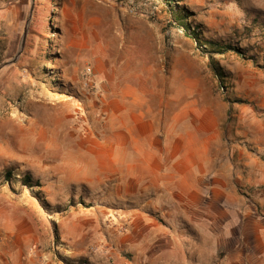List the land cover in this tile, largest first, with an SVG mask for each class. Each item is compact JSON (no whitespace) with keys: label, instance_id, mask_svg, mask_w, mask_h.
<instances>
[{"label":"rangeland","instance_id":"374dc122","mask_svg":"<svg viewBox=\"0 0 264 264\" xmlns=\"http://www.w3.org/2000/svg\"><path fill=\"white\" fill-rule=\"evenodd\" d=\"M2 64L0 264H264V0H0Z\"/></svg>","mask_w":264,"mask_h":264},{"label":"crops","instance_id":"0c3cea01","mask_svg":"<svg viewBox=\"0 0 264 264\" xmlns=\"http://www.w3.org/2000/svg\"><path fill=\"white\" fill-rule=\"evenodd\" d=\"M158 143H156V146ZM159 149V148H156ZM168 148H166L167 150ZM102 152V151H101ZM113 153L112 149L109 147V152L108 150L104 149L103 153L107 154V153ZM100 153V152H99ZM172 154H177L176 150L173 149L171 151ZM158 154V153H156ZM161 160H158L159 162L162 161V158H160ZM178 162H181V160H178ZM156 164L157 160H156ZM178 168L175 169H170V168H162L159 165H156V187H163V186H174L177 188H182V187H188L191 188L190 192L191 194H189L190 196L193 197V192L192 190L195 189V191H197L198 195L196 196L197 198H192L191 201L192 202H201V198H202V194L203 191L199 190V188H203L204 186H208L209 185V175H211L212 177H216L213 178V182L212 184L215 183V185H219L221 186L219 180L217 179L219 177L218 171H213L210 170L208 166L205 167H200V168H194L192 164H190V166L185 165V164H178L177 166ZM105 178H107L108 176L110 177V173L104 174ZM100 176V174L98 175V177ZM128 178H131L132 180H134L136 187L138 189H141V193H144L145 190V184L142 180V178L140 177V174L138 171H130L127 174ZM96 177V178H98ZM78 180V178H77ZM222 183V182H221ZM161 189L158 188L157 191ZM180 192L182 193V190L180 189ZM164 193V191H163ZM184 193V192H183ZM162 194V192H161ZM207 194L206 190H205V195ZM168 195V194H167ZM170 201H172L171 198H169ZM174 200V199H173ZM175 201V200H174ZM179 201V200H178Z\"/></svg>","mask_w":264,"mask_h":264},{"label":"trees","instance_id":"16d2710c","mask_svg":"<svg viewBox=\"0 0 264 264\" xmlns=\"http://www.w3.org/2000/svg\"><path fill=\"white\" fill-rule=\"evenodd\" d=\"M169 2H171V0H169ZM176 22L180 25V27H182L184 29L186 35L190 36L196 43H198L200 41L199 35H197V33L195 31L190 30V28L187 26V24H185V22L183 20V16L178 14ZM202 41L204 43L198 44V45L203 50H207V52H209V54H210L209 60H208L209 66H210L212 72L218 78L220 85L223 87V83H224L223 81H224L225 75L223 74L221 67L216 63L213 54H224V53H227L229 51H235L237 53H240L241 50L239 48L231 46L229 44L224 45V44L217 43L213 40H208V39L202 38ZM6 175L9 176L10 173H6ZM22 181L24 182V185L27 187L33 186L31 184L32 180L28 174L23 176ZM36 185H38V184H36Z\"/></svg>","mask_w":264,"mask_h":264},{"label":"water","instance_id":"95a60500","mask_svg":"<svg viewBox=\"0 0 264 264\" xmlns=\"http://www.w3.org/2000/svg\"><path fill=\"white\" fill-rule=\"evenodd\" d=\"M18 55V54H17ZM15 59H16V56H15V58L12 60V61H10L9 63H13L14 61H15ZM6 64H8V63H6ZM6 64H2V65H0V69L4 66V65H6Z\"/></svg>","mask_w":264,"mask_h":264},{"label":"bare ground","instance_id":"6f19581e","mask_svg":"<svg viewBox=\"0 0 264 264\" xmlns=\"http://www.w3.org/2000/svg\"><path fill=\"white\" fill-rule=\"evenodd\" d=\"M102 125V124H101Z\"/></svg>","mask_w":264,"mask_h":264}]
</instances>
